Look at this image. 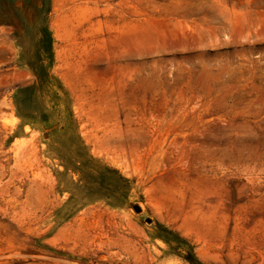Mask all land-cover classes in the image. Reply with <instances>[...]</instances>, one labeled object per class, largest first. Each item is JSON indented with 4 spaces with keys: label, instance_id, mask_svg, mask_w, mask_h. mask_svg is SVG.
<instances>
[{
    "label": "rangeland",
    "instance_id": "1",
    "mask_svg": "<svg viewBox=\"0 0 264 264\" xmlns=\"http://www.w3.org/2000/svg\"><path fill=\"white\" fill-rule=\"evenodd\" d=\"M0 264H264V0H0Z\"/></svg>",
    "mask_w": 264,
    "mask_h": 264
}]
</instances>
